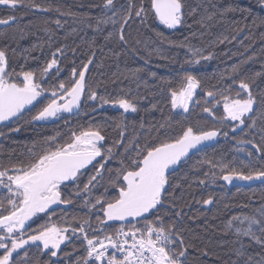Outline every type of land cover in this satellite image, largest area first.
Here are the masks:
<instances>
[{
	"label": "trees",
	"instance_id": "1",
	"mask_svg": "<svg viewBox=\"0 0 264 264\" xmlns=\"http://www.w3.org/2000/svg\"><path fill=\"white\" fill-rule=\"evenodd\" d=\"M134 2L139 6L140 0ZM184 2L186 23L177 30L164 28L151 16L146 23L134 18L125 27V44L119 39V25L114 27L109 19L112 17V11L105 10L104 0H22L14 10L0 8V19L14 18L11 25L0 29V50L6 53L8 71L15 73L41 69L52 59V54L57 49H62L64 55L57 56L61 72L58 76H50L45 81L46 87L53 83L58 85L61 80L67 82L71 79L72 69L79 70L92 57L94 62L86 73L87 89L95 90L98 96L107 99L127 98L137 105L136 113L125 114L127 119L124 122V143L127 145L130 140L136 138L134 142L143 148L147 144L175 139L188 126L197 130H211L216 122L203 112L206 99L204 91L212 85H217L222 76L227 77L233 67H238L239 74L232 79L223 80L225 87H232V95H235L237 88L233 80L240 79L254 80L252 90L257 94L258 100L259 94L264 93V12L258 0ZM128 3L129 0H114L113 11L117 13L116 19L119 20ZM144 3L150 8V0H144ZM34 5L49 10H38ZM228 5L235 11L222 18L219 11ZM193 7L197 8L196 14L188 15ZM56 21H59V24ZM110 32L112 35L109 37ZM157 32H162L168 40L174 41H182L188 37L191 44L203 49L205 55L212 53L213 58L201 61L194 67L189 66L185 63L188 58L185 50L172 47L167 41L161 43L160 38L156 36ZM137 69L142 71L137 72ZM185 71L197 76L201 82V88L197 89L195 97L200 99V104L195 107L190 105L192 110L189 113L182 110L173 111L169 95V89L179 90ZM152 73H155V76ZM257 73L261 75L257 76ZM100 104L99 99L92 101L83 98L79 112L67 119L68 133L62 132L61 139L67 142L73 131L79 132L90 125H98L105 130V148L119 140L121 129L116 127V123L120 120L122 111L114 108L112 104L103 107ZM254 107L256 111L250 115L256 118L259 127L264 119V108H261L259 103ZM214 111L217 117L223 115L222 106ZM31 115L32 113H27L23 119L13 123L8 132L12 128L20 130L0 141V171L10 169L13 165L27 164L31 159L29 149L39 151L45 138L53 137L51 128L39 127L35 131L29 122L25 123V119ZM247 123L251 121L248 120ZM161 124L164 127L161 128ZM4 129L7 130L2 128ZM223 130L229 131L230 138L219 136L215 146L193 155L176 168L170 180L173 185L180 184L181 187L167 197L159 213L165 224L174 221L176 231L184 238L186 244L192 245L188 248V264H233L238 259L235 252L240 248V242L235 235L224 233V223L233 215H255L264 205L262 184L236 187L228 191L220 179L212 182L211 172L218 169H211L205 162L208 160L214 163L223 160L233 167L247 171L241 162H247L245 153L235 151L237 139L243 137V133L239 130L231 133L228 128ZM233 136L236 138H231ZM244 138L259 142L260 133L257 130L255 135ZM116 151L117 159L110 162L111 167L118 166L119 153L123 152V148ZM132 154L134 155V152ZM252 163L255 167H261L264 166V159H258L254 155ZM206 172L209 173L208 176L205 175ZM107 175L108 173H105V176ZM86 180L87 176L82 177L81 187ZM201 180H204L205 184H200ZM104 190V187L95 189V195H100ZM66 193L72 195V189L69 188ZM108 193L111 195L115 190L109 187ZM209 198L213 203L206 208L203 200ZM82 205V200L75 199L67 210L56 209L51 222L62 227L79 228L80 222L88 220L91 224L88 236H102L103 233L92 230L98 227L97 216L102 217V211L89 214L88 209ZM177 211H182L183 215L176 217ZM47 219L46 215L35 218L31 223L32 228L44 224ZM108 231L114 232L115 229ZM257 235L261 234L258 232ZM240 240L246 254L256 260L264 257V246L248 237H242ZM86 247L82 236L80 239L73 237L66 245H61L63 251L58 253L59 264H76L79 257L86 255ZM27 248L28 257H23V250L20 257L22 261L26 260V264H50L51 261L57 260L42 254L34 245ZM205 251L208 255H203ZM65 252L69 255L65 256ZM80 264H83L82 260Z\"/></svg>",
	"mask_w": 264,
	"mask_h": 264
},
{
	"label": "snow or ice",
	"instance_id": "2",
	"mask_svg": "<svg viewBox=\"0 0 264 264\" xmlns=\"http://www.w3.org/2000/svg\"><path fill=\"white\" fill-rule=\"evenodd\" d=\"M20 2L22 0H0V5H7L14 10ZM258 4L264 8V0H258ZM34 6L38 10H49L41 9L39 5ZM185 7L184 0H150V8L145 6L144 0H140L139 6L134 0H129L118 20L117 13L113 11L114 0H104L105 10L112 11L109 19L114 27L119 25V39L125 44L127 41L124 30L130 20L138 18L141 23H146L151 16L164 28L177 30L186 23ZM233 11L235 9L228 5L219 11V15L223 18ZM196 12L197 8L193 7L188 15H195ZM12 19L14 18L0 19V25H6ZM56 23L59 24V21ZM108 35L110 37L112 33ZM156 36L161 43L167 41L172 47L183 48L188 57L185 63L189 66L194 67L201 61L213 58L212 53L205 55L203 49L191 44L188 37L182 41H174L168 40L162 32H157ZM58 55H64L62 49H57L46 66L37 71L21 70L13 73L8 71L5 51L0 50V125L17 123L33 110L35 112L28 122L60 120L64 118L62 113L73 114L74 110L78 112L82 98L92 101L99 99L101 107L112 104L122 110L120 120L116 123V127L121 129L120 139L105 148L104 128L90 125L79 132L73 131L65 143H59L56 137L45 138L39 151L29 149L31 159L27 164L13 165L10 169L0 171V264H26V260L20 259V250H23V257L27 258L29 248L26 246L32 245L42 254L57 258L50 264H59L58 253L63 251L61 245H66L73 237L80 239L81 236L86 242V255L79 257L76 264H80L81 260L83 264H188V248L192 245L185 243L184 238L176 231L174 221L165 224L163 217L159 215L167 197L181 187L180 184L173 185L170 177L191 152L202 151L205 142L213 141L221 135L230 138L229 131L223 130L228 128L231 133H236L237 130L243 133V137L237 139V144L241 147H237L235 151L245 153L247 162H241L247 171L233 167L223 160L215 163L208 160L205 162L211 169H218L211 172L212 182L220 179L231 185L234 181H259L264 185V166L255 167L252 163L254 155L258 159H264V119L258 127L256 118L250 115L256 111L254 106L258 103L264 108V93L259 94L258 100L257 94L252 90L254 80L240 79L233 80L237 88L235 95H232V87H225L223 80L232 79L239 74L238 67H233L227 77L222 76L217 85L204 91L206 99L203 112L216 122L211 130H197L188 126L175 139L147 144L141 148L134 142L136 138L127 145L124 143L125 114L136 113L137 105L127 98L107 99L98 96L95 90L87 89L86 73L94 62L92 57L79 70L73 68L71 79L67 82L61 80L58 85L53 83L45 86V81L50 76H58L61 72ZM94 55L93 53V57ZM53 69L55 72H52ZM152 75L155 76V73ZM256 75L260 76L261 73ZM200 88L198 77L185 71L179 90L169 89L172 110L189 113L192 110L190 105L195 107L200 104V99L195 98L197 89ZM221 106L223 115L217 117L214 110ZM248 120L251 123H247ZM160 127L164 125L161 124ZM257 130L260 133L259 142L244 138L255 135ZM11 131L18 132L19 128H12ZM244 145H250L255 153ZM119 148H123V152L119 153L118 166L111 167L110 162L117 159L116 149ZM105 173L108 175L105 176ZM205 175L208 176L209 173L206 172ZM85 176L87 180L81 187L82 177ZM200 184H205V181L201 180ZM99 187H104L105 190L96 196L94 190ZM109 187L115 193L109 195ZM69 188L72 189V195L65 192ZM74 198L83 201L82 206L88 209L89 214L102 211L103 216H97L98 227L92 229L103 233L102 236H88V228L91 227L88 220L80 222L79 228L62 227L51 222L52 216L56 214L53 206L71 205L75 202ZM212 203L211 198L203 200L206 206ZM40 214H45L47 221L32 228L29 221L38 218ZM182 215V211L175 212L176 217ZM108 229L115 231L109 232ZM223 231L225 234L235 235L240 242V248L235 252L238 259L233 264H241V258L242 264H264V257L256 260L246 254L240 240L248 237L264 246V205L255 215H233L224 223ZM258 232L260 236L257 235ZM68 233L71 235H66ZM64 254L69 255L67 252ZM203 255L208 253L205 251Z\"/></svg>",
	"mask_w": 264,
	"mask_h": 264
},
{
	"label": "flooded vegetation",
	"instance_id": "3",
	"mask_svg": "<svg viewBox=\"0 0 264 264\" xmlns=\"http://www.w3.org/2000/svg\"><path fill=\"white\" fill-rule=\"evenodd\" d=\"M83 99V98H82ZM81 105H82V101H81V104H80V107H79V110L81 108ZM35 112V110H33L32 114ZM79 112V111H78ZM77 111H75L73 114H69V113H62L61 115L64 117L63 119H60V120H49L48 122H29L30 126H32L33 130H37L39 127H49L51 128V132H52V136L53 137H56L57 141L59 143H65L61 137H60V134H62V132L64 134H67L68 133V121L67 119L69 117H73L74 115H76L78 113ZM29 114V113H28ZM28 120L31 121V116H29V118H27V120L25 119V123H28ZM67 121V122H66ZM13 125V123H11L10 125L8 126H0V133H3L2 135H0V141L2 139H4V137H7L9 136L10 134H16L17 132H13V131H9L8 132V129ZM21 125V124H20ZM18 125V127L20 126ZM2 128H6L7 130H2ZM20 130V129H19ZM190 158V157H189ZM68 189H65V192H67ZM212 205V204H211ZM210 205V206H211ZM71 205H68L65 209L64 208H61V207H56L54 208L55 210L56 209H64V210H67ZM209 206V207H210ZM206 207V205H205ZM208 208V207H206ZM51 211V210H50ZM103 215V214H102ZM40 216H45V214H40ZM35 218H33V220L29 223L31 224L33 221H34ZM116 225H118L119 223H114ZM2 251V250H1Z\"/></svg>",
	"mask_w": 264,
	"mask_h": 264
},
{
	"label": "water",
	"instance_id": "4",
	"mask_svg": "<svg viewBox=\"0 0 264 264\" xmlns=\"http://www.w3.org/2000/svg\"><path fill=\"white\" fill-rule=\"evenodd\" d=\"M0 8H10L9 6H7V5H0ZM262 10H263V12H264V8H262ZM12 24V20H10L9 21V23L8 24H6V25H0V29L1 28H4V27H7V26H9V25H11ZM76 110H74V112H75ZM11 124V122H9L8 123V125H10ZM7 125V126H8ZM0 126H5V125H0ZM217 141H218V138H216L215 140H213V141H207V142H205V145L204 146H202V148H203V150H205V149H207V148H210V147H213V146H215L216 145V143H217ZM236 147H241V145H238L237 143H236ZM244 147H246L248 150H250V151H252L253 153H255V149H252L251 148V146L250 145H244ZM202 150V151H203ZM199 152H201V151H193V152H191L190 153V155H189V157H192L193 155H195V154H197V153H199ZM188 157V158H189ZM188 158H186V160L188 159ZM220 182H221V184L229 191V190H231V189H233V188H236V187H251V186H256V185H259L260 184V182L259 181H256V182H246V181H234L233 182V184H231V185H229V184H227V183H225L223 180H220ZM210 205H207L206 207H209ZM56 207H61V208H66L67 206H65V205H59V206H53V208H56ZM31 221H29V223H30ZM109 224H114V223H119V222H108Z\"/></svg>",
	"mask_w": 264,
	"mask_h": 264
},
{
	"label": "rangeland",
	"instance_id": "5",
	"mask_svg": "<svg viewBox=\"0 0 264 264\" xmlns=\"http://www.w3.org/2000/svg\"><path fill=\"white\" fill-rule=\"evenodd\" d=\"M53 70H55V69H53ZM53 70H52V71H53ZM114 108L119 109L118 107H114ZM119 110H121V109H119ZM121 111H122V110H121ZM26 247H28V246H26ZM20 251H22V250H20Z\"/></svg>",
	"mask_w": 264,
	"mask_h": 264
}]
</instances>
